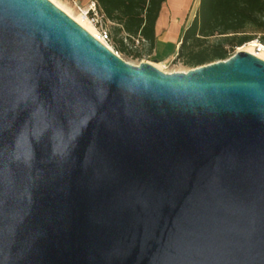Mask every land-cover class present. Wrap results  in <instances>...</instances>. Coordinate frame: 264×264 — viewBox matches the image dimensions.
Instances as JSON below:
<instances>
[{
	"label": "water",
	"instance_id": "water-1",
	"mask_svg": "<svg viewBox=\"0 0 264 264\" xmlns=\"http://www.w3.org/2000/svg\"><path fill=\"white\" fill-rule=\"evenodd\" d=\"M0 264H264V59L168 73L0 0Z\"/></svg>",
	"mask_w": 264,
	"mask_h": 264
},
{
	"label": "trees",
	"instance_id": "trees-1",
	"mask_svg": "<svg viewBox=\"0 0 264 264\" xmlns=\"http://www.w3.org/2000/svg\"><path fill=\"white\" fill-rule=\"evenodd\" d=\"M97 1L115 24L111 36L118 52L131 55L125 40H139L151 53L156 50V23L167 0ZM257 36L264 43V0H200L191 25L181 31L174 60L191 68L225 60Z\"/></svg>",
	"mask_w": 264,
	"mask_h": 264
},
{
	"label": "crops",
	"instance_id": "crops-1",
	"mask_svg": "<svg viewBox=\"0 0 264 264\" xmlns=\"http://www.w3.org/2000/svg\"><path fill=\"white\" fill-rule=\"evenodd\" d=\"M195 1L167 0L163 4L156 23L157 45L154 52L159 59L173 60L176 58L181 31L189 27L196 16V12L193 13ZM196 3L198 8L200 0Z\"/></svg>",
	"mask_w": 264,
	"mask_h": 264
},
{
	"label": "rangeland",
	"instance_id": "rangeland-1",
	"mask_svg": "<svg viewBox=\"0 0 264 264\" xmlns=\"http://www.w3.org/2000/svg\"><path fill=\"white\" fill-rule=\"evenodd\" d=\"M55 1H57V3H60L59 4L60 6L64 7L65 9L70 11L72 14H74V16H76L77 18L80 19L79 13L76 10H74L73 8H71L69 5L65 4V2H62L60 0H55ZM196 1L194 3V9H193L194 14H195V12L197 13V10H198V8L196 7V4H197ZM85 22H86V25L94 32V29L92 28V26L87 21H85ZM106 23H107V25H108L111 33H112L113 27L115 26V24L113 22L108 21V20L106 21ZM120 36L121 35H119L118 38H120ZM125 42L127 43L128 50L131 52V55H129V56L117 51V47L115 46L114 39H112L111 46L126 61H128L134 65H139L141 62L148 61V62H151L152 64H154L155 66H157L162 71H165L168 73L186 72V71L192 69L191 67L185 66L182 63L175 61L174 59L173 60H161V59H159V57H157V55H155V52H153V53L150 52L149 46L147 44H141V43H138L137 41L133 42V41H129V40H125ZM239 50H246L248 52H251V53L257 55L260 58H264V51H262L261 53L254 52L252 42L247 43L241 47H237L234 50V52H232L231 56H233Z\"/></svg>",
	"mask_w": 264,
	"mask_h": 264
},
{
	"label": "built area",
	"instance_id": "built-area-1",
	"mask_svg": "<svg viewBox=\"0 0 264 264\" xmlns=\"http://www.w3.org/2000/svg\"><path fill=\"white\" fill-rule=\"evenodd\" d=\"M60 1L65 2V4L69 5L79 14L87 18L89 22L96 29V33H97L96 38L99 41H101L103 44H105L107 47L114 50V48L111 46L112 36H111V31L106 23L107 19L104 13L102 12L97 0H60ZM136 41L140 43L139 40ZM253 41L255 42V46L253 48L254 52L261 53L262 51H264V43L261 41L259 36L254 40H252L251 42Z\"/></svg>",
	"mask_w": 264,
	"mask_h": 264
},
{
	"label": "bare ground",
	"instance_id": "bare-ground-1",
	"mask_svg": "<svg viewBox=\"0 0 264 264\" xmlns=\"http://www.w3.org/2000/svg\"><path fill=\"white\" fill-rule=\"evenodd\" d=\"M54 4H56L58 7H60L62 10H64L67 14H69L76 22H78L81 26H83L86 30H88L91 34H93L95 37H97V33H96V29L94 28V26L89 22V20L87 18H85L83 15L79 14L80 16V19L77 18L76 16H74V14H72L70 11H68L67 9H65L64 7L60 6L59 4L60 3H57V1L55 0H51ZM87 21L91 26L92 28L94 29V32L86 25V22ZM248 43H251V42H248ZM253 48L255 46V42L253 41ZM110 46V45H108ZM246 51V50H245ZM248 52V51H247ZM251 53V52H250ZM264 59V58H262Z\"/></svg>",
	"mask_w": 264,
	"mask_h": 264
}]
</instances>
